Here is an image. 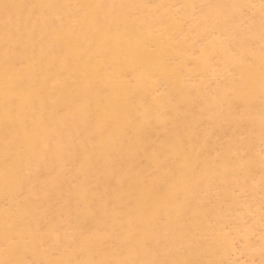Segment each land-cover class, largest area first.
<instances>
[{"label": "bare ground", "instance_id": "6f19581e", "mask_svg": "<svg viewBox=\"0 0 264 264\" xmlns=\"http://www.w3.org/2000/svg\"><path fill=\"white\" fill-rule=\"evenodd\" d=\"M0 264H264V0H0Z\"/></svg>", "mask_w": 264, "mask_h": 264}]
</instances>
